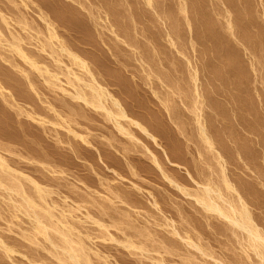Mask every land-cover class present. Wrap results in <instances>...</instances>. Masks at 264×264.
I'll list each match as a JSON object with an SVG mask.
<instances>
[{"label":"rangeland","instance_id":"rangeland-1","mask_svg":"<svg viewBox=\"0 0 264 264\" xmlns=\"http://www.w3.org/2000/svg\"><path fill=\"white\" fill-rule=\"evenodd\" d=\"M14 40L59 81L30 69ZM0 41V154L12 170L0 179L37 202L29 181L42 186L92 264H264L194 198L208 182L241 196L264 232V0H0ZM64 67L93 75L149 136L70 96ZM8 192L0 264H62Z\"/></svg>","mask_w":264,"mask_h":264},{"label":"bare ground","instance_id":"bare-ground-1","mask_svg":"<svg viewBox=\"0 0 264 264\" xmlns=\"http://www.w3.org/2000/svg\"><path fill=\"white\" fill-rule=\"evenodd\" d=\"M151 3V2H149ZM229 28L232 27V24L229 22L228 23ZM3 36V35H2ZM16 41V40H14ZM18 41H16L17 43ZM10 43V46L18 53V55L21 56L27 63V65H30V69H36L39 72L45 71L46 74L49 75V80L46 78V82L50 85L52 79H56L57 76L61 74V72H54L57 73L58 75L55 76L53 75L54 73H51V70H48L46 67L41 69V66L37 64V62H34L35 60L28 57L22 50V48L19 46L17 43ZM1 44V41H0ZM3 45V44H2ZM9 46V48H10ZM65 54L69 56V58H73L74 61L80 65L81 67L85 68L86 65L84 62L81 60V58L77 55L74 54L72 51H69L65 49L64 47L62 48ZM14 52V51H13ZM32 59V60H31ZM55 59V58H54ZM56 60V59H55ZM54 60V61H55ZM59 60V59H58ZM56 62V61H55ZM61 62V60H60ZM60 62L58 61V66L59 68ZM63 63V61H62ZM65 64V63H63ZM65 66V65H64ZM32 67V68H31ZM67 67V65H66ZM88 67V66H87ZM65 68V67H64ZM71 68V67H70ZM66 69L68 73L66 75H70L73 78L71 79V82H69L70 86L73 88V92L67 90L66 88H63L62 86L60 87L63 92H69L70 91V96H72L75 100H81L83 101L86 105H89L93 107L94 109H99L105 112L106 117L110 119L117 128L121 132H125L127 135H130L127 129H125L120 121L122 119H126L128 123H131L137 127H139L143 132L146 133V128L142 127L140 124H138L136 121L133 119L129 118L124 112V109L120 106L119 102L117 100H114L113 98L111 99L109 92L103 88L99 83H97L96 79L92 76H90V79L86 81L84 78H82L80 75L74 73V71ZM62 70V69H60ZM89 70V69H88ZM86 70V72H88ZM35 71V70H34ZM51 71V72H50ZM91 72V71H90ZM44 73V72H43ZM60 73V74H59ZM89 74V73H88ZM40 75V74H39ZM45 77V76H44ZM69 77V79H70ZM67 79V77H66ZM45 80V79H44ZM58 80V78L56 79ZM55 80V81H56ZM75 81L73 83L72 81ZM59 81V80H58ZM57 81V82H58ZM70 81V80H67ZM68 83V82H67ZM1 87V86H0ZM68 94V93H66ZM110 101L114 106L113 109L109 108L107 102ZM109 103V102H108ZM199 116V115H198ZM200 117V116H199ZM199 119V118H198ZM198 125L200 129V134L201 137L204 141V143L211 149L214 148L212 141L210 137L207 134V131L205 129V126L203 123L198 120ZM148 131V130H147ZM148 134V132L146 133ZM150 134V133H149ZM148 134V136H149ZM220 157V156H218ZM222 160V156L219 158ZM221 163V162H220ZM222 168V173L223 176L224 174V167L223 164L221 165ZM0 171L6 174V172H12L4 158L0 154ZM3 173V174H4ZM12 178H13V174ZM7 176V175H5ZM16 176V175H15ZM7 178V177H6ZM10 179L9 177L7 178L6 181ZM18 180V179H16ZM10 182V181H8ZM33 185V189L35 190L34 192L37 193V198L42 202H37V199L32 196L31 194H28L27 191L25 190V187L21 185V183H15L14 181L10 182V184L5 183V181L0 179V187L6 191H9L8 194L10 193V197L16 196L20 197L22 199V203L20 206L23 207L26 215H28L35 223L37 227L38 233H41L42 235L45 236L46 239H48L54 246L59 248L62 252L61 255L57 256L58 260L62 264H92L91 259L89 258L90 255L87 253V249L84 246V242L82 243L81 238H75L74 236L76 235L75 230H77L74 225H70L69 222L66 221L67 217L65 212L60 213L61 215L59 218L54 214V211H56V206L51 205L46 201V192L40 186L38 183L34 182L33 180L29 181ZM223 182L225 185V188L229 192H236L237 190L229 183V181L226 179L224 176ZM189 194V193H188ZM190 195V194H189ZM238 204L233 203L232 201L228 200L222 192L214 187L211 183H206V184H200L199 191L194 195V198L197 203H199L206 211L211 212L216 214L217 216L225 219L230 225H232L235 228H238L241 230L244 235H245V240L248 243L249 247L254 251V253L261 259L262 263H264V232L258 227V225L255 223L247 205L244 203L243 199L241 196H238ZM14 199H12L13 201ZM10 201V200H9ZM15 201V200H14ZM17 203V201H15ZM19 206V205H18ZM58 210V209H57ZM50 232L52 234H56L54 236H58L57 238L60 239L57 244H55L54 240H50L49 234ZM79 234V232H78ZM51 236V235H50ZM77 236V235H76ZM52 239V238H51ZM58 239V240H59ZM190 241V240H189ZM127 246L129 248H134V249H139L136 244L132 241H126ZM192 245V243H191ZM193 246V245H192ZM55 247V248H56ZM194 247V246H193ZM141 250L143 251V248L140 247ZM198 250H200L198 247H196ZM201 248V247H200ZM90 251V250H89ZM204 253L205 251L202 250ZM205 254V253H204Z\"/></svg>","mask_w":264,"mask_h":264}]
</instances>
